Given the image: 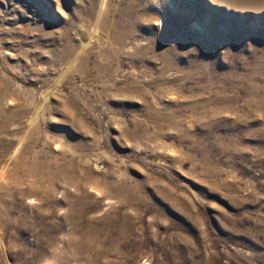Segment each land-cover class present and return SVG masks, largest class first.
<instances>
[{
	"label": "rangeland",
	"instance_id": "1",
	"mask_svg": "<svg viewBox=\"0 0 264 264\" xmlns=\"http://www.w3.org/2000/svg\"><path fill=\"white\" fill-rule=\"evenodd\" d=\"M0 264H264V0H0Z\"/></svg>",
	"mask_w": 264,
	"mask_h": 264
}]
</instances>
